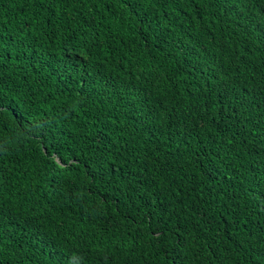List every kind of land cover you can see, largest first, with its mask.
Returning <instances> with one entry per match:
<instances>
[{"label": "trees", "instance_id": "obj_1", "mask_svg": "<svg viewBox=\"0 0 264 264\" xmlns=\"http://www.w3.org/2000/svg\"><path fill=\"white\" fill-rule=\"evenodd\" d=\"M0 264H264V0H0Z\"/></svg>", "mask_w": 264, "mask_h": 264}]
</instances>
